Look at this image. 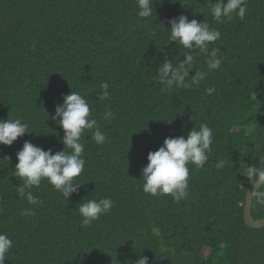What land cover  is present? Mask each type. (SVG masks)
<instances>
[{
    "label": "trees",
    "instance_id": "1",
    "mask_svg": "<svg viewBox=\"0 0 264 264\" xmlns=\"http://www.w3.org/2000/svg\"><path fill=\"white\" fill-rule=\"evenodd\" d=\"M246 4L244 20L218 23L210 0H152L148 18L138 16L137 0H0V119L10 114L31 132L0 145V232L13 241L5 264H129L141 255L150 264H264V228L246 224L242 174L264 155V0ZM180 15L221 32L222 62L209 70L200 55L193 74L207 76L199 86L162 91L156 72L165 54L178 63L186 51L169 40L168 21ZM105 81L111 95L100 101ZM72 90L88 100L106 142L82 136L84 185L69 200L44 180L32 189L42 203L29 205L16 193V154L25 141L64 150L51 116ZM107 109L114 119H102ZM196 123L214 140L202 168L188 165V197L144 193L149 152L169 136L187 138ZM106 197L111 211L81 226L79 204ZM29 207L36 215L22 216ZM252 214L264 218V206L254 200Z\"/></svg>",
    "mask_w": 264,
    "mask_h": 264
},
{
    "label": "clouds",
    "instance_id": "2",
    "mask_svg": "<svg viewBox=\"0 0 264 264\" xmlns=\"http://www.w3.org/2000/svg\"><path fill=\"white\" fill-rule=\"evenodd\" d=\"M137 5L139 17L148 18L152 15V0H137ZM246 11V0H227V2L216 0L215 3L210 0V13L218 23L231 21L234 15L244 20ZM168 23L171 24L169 40L175 41L186 51L183 53V59L178 63L167 59L165 54V59L156 72L157 82L163 86L162 91L199 86L200 82L206 79L207 73L196 70L193 74L195 62L200 55H203L206 57L209 70L220 67L222 62V57L219 55L220 48L215 45L221 39V32L210 27L206 21L198 22L196 19L189 21L184 15L173 18ZM210 45H213L211 49ZM109 87L108 82L101 83L102 92L98 94L100 101L110 99ZM205 91L211 94L215 89L209 87ZM250 98L256 100V92ZM114 118L115 114L110 109H107L102 117L105 120ZM51 119L64 130V136L60 138L65 145L64 150L53 153L52 149L44 150L30 141H25L23 148L16 154L18 163L15 166L14 176L22 181V184L16 187V193L21 199H26L29 205L39 206L42 203L40 198L33 194L32 189L39 187L44 180L69 200V197L84 185L77 180L84 172L86 164L83 158L85 145L81 142L82 136L86 131H92V138L97 144L106 142V134L101 130L97 120L92 117L88 100L78 91L72 90L70 94L64 95L63 103L56 105ZM173 119L167 121L171 123ZM190 119L196 120L197 116ZM28 129L27 122L13 118L10 114L7 119H0V145H13L18 138L31 133ZM213 140V130L205 123H200L198 127L196 123L188 132L187 138L167 137L158 150L149 152V163L141 170L143 192L152 196L170 195L177 203L186 199L189 195L190 179L188 165L202 168L212 150ZM257 160V163L245 166L242 174L247 178L249 185L248 198L250 196L251 200L264 206V155L258 156ZM226 163L225 160L220 159L216 167L222 169ZM113 207L114 201L111 198L84 199L78 207V213L82 217L81 226H90L102 215L108 214ZM21 215L35 216V208H26L21 211ZM12 247L13 241L9 235L0 232V264H5ZM220 247L223 248L224 244L221 243ZM129 264H150V262L147 256L141 255Z\"/></svg>",
    "mask_w": 264,
    "mask_h": 264
},
{
    "label": "water",
    "instance_id": "3",
    "mask_svg": "<svg viewBox=\"0 0 264 264\" xmlns=\"http://www.w3.org/2000/svg\"><path fill=\"white\" fill-rule=\"evenodd\" d=\"M253 202L254 200H251L250 196L248 198V193H247V200H246L245 210H244L245 221H246L247 226L250 228L262 229L264 228V218L255 219L253 217V214H252Z\"/></svg>",
    "mask_w": 264,
    "mask_h": 264
},
{
    "label": "rangeland",
    "instance_id": "4",
    "mask_svg": "<svg viewBox=\"0 0 264 264\" xmlns=\"http://www.w3.org/2000/svg\"><path fill=\"white\" fill-rule=\"evenodd\" d=\"M205 253H206V255H208V254H209V251H208V250H206V251H205Z\"/></svg>",
    "mask_w": 264,
    "mask_h": 264
}]
</instances>
